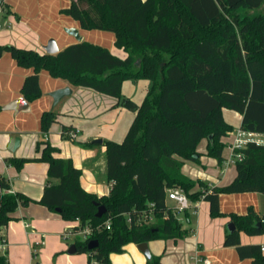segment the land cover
Segmentation results:
<instances>
[{"label": "trees", "instance_id": "1", "mask_svg": "<svg viewBox=\"0 0 264 264\" xmlns=\"http://www.w3.org/2000/svg\"><path fill=\"white\" fill-rule=\"evenodd\" d=\"M242 9L262 11L248 15ZM62 12L86 30L113 31L115 46L127 56L83 39L55 54L0 44V57L9 53L20 66L34 70L24 80V98L32 101L41 95L40 71L46 70L74 86L117 97L136 114L122 141H105L112 185L109 194L98 195L82 187V170L59 156V148L45 138L59 120L54 109L43 111L40 156L7 161L17 170L27 162H46L48 183L35 200L9 191L10 183L0 176V229L15 218L19 206L33 202L82 227L110 219V229L77 239L76 247L90 260L112 264L109 255L123 252L128 243L191 234L167 203L169 188L181 187L191 203L207 201L211 217L225 215L221 194L264 193L263 144L249 143L241 150L244 158L235 164L236 176L225 185L209 187L183 171L185 163L201 162L202 140L207 141L206 155L223 165L227 144L222 138L235 130L224 118L225 108L242 116L241 128L264 133V0H71ZM144 78L152 84L141 104L122 94L125 81ZM99 205L108 209L100 218ZM228 215L236 230L226 231L225 246H234L241 259L264 264L260 245L242 244L239 236L240 231L264 233V215L252 207L244 215ZM148 216L152 220L145 222ZM90 239L99 241L97 248H88ZM0 264H8L5 255H0ZM148 264H162L161 257L152 255Z\"/></svg>", "mask_w": 264, "mask_h": 264}, {"label": "crops", "instance_id": "2", "mask_svg": "<svg viewBox=\"0 0 264 264\" xmlns=\"http://www.w3.org/2000/svg\"><path fill=\"white\" fill-rule=\"evenodd\" d=\"M70 4L71 0H4L0 8V44L33 49L43 54L46 53L44 46L47 41L54 38L58 48L63 50L67 45L78 42L65 30L75 28L82 39L108 47L121 58L127 56L124 49L113 46V31L110 34L98 29L86 30L81 27L80 21L61 13ZM33 71V68L20 66L9 53L0 57V176L10 183L9 191L22 192L35 200L41 198L48 183V164L31 161L17 170L7 160L40 156L37 144L44 138L40 117L43 111L52 108L58 112L59 121L50 126L45 138L59 148V156L70 158L82 170V187L98 195L109 194L111 182L107 175L105 141H121L136 113L122 107L117 97L88 87L74 86L68 80L51 76L46 70L40 71L42 93L38 98L27 100L28 106L16 114L12 110H3L4 105L24 97V80ZM151 84V80L145 78L128 79L122 85V94L141 104ZM64 87H70L72 92L53 107L54 99L50 92ZM228 109L223 111L225 120L235 129L241 127L242 116L233 110L229 112V116L238 118L235 124L225 116ZM65 125L67 129L63 128ZM70 130H78L75 138H70ZM232 132L222 138L227 144L222 166L216 158L206 155L207 141L202 140L198 147L202 153L201 162L185 163L184 173L194 179L201 178L210 187L225 185L233 180L237 173L235 164L225 166L231 153ZM12 136L20 138L15 151L8 148ZM98 138L102 139L101 143L93 142ZM219 200L224 216L211 217L210 205L205 200L192 203L190 209L182 211L190 225L186 227L183 222L184 227L190 228L191 234L178 240L148 241L151 255L160 256L162 264H196L197 257L199 263L201 259L208 258L211 264H253L251 258L241 259L234 246H225L227 226L231 222L228 214L244 215L252 207L258 215H264V193L221 194ZM13 216L15 218L0 229V239L4 238L7 243L3 255L8 264H89L87 252H69L70 246L82 238L72 234L64 236L65 232L79 225L78 221H65L58 212L36 202L26 207L19 206ZM239 236L242 244H258L264 252V233L251 235L240 231ZM109 256L112 264H148L147 255L135 242L126 244L123 252Z\"/></svg>", "mask_w": 264, "mask_h": 264}, {"label": "built area", "instance_id": "3", "mask_svg": "<svg viewBox=\"0 0 264 264\" xmlns=\"http://www.w3.org/2000/svg\"><path fill=\"white\" fill-rule=\"evenodd\" d=\"M4 2V0H0V8L2 6V3ZM78 133V130H71L69 132V136L70 138H75L76 135ZM233 141L231 142L230 146H231V153H230V157L227 158L226 164L227 165H231V164H236L237 161H242L244 156L241 152V150H243V148L249 144V143H255L257 145L259 144H263L264 145V133L261 132H253V131H247L241 127L236 128L233 132ZM112 185V183H111ZM210 187V186H209ZM169 200L174 201V207L173 210L174 212L177 213V215L180 214V212L188 210L192 207V203L187 195V193L185 192V190H183L181 187L179 188H169L168 189V198ZM145 222H148V220H152L151 216L145 217ZM79 225L72 227L70 230H68V232L64 233L65 237H68L70 234L72 235H78L82 238V240L84 239H88L91 238L92 235L96 232V231H100L102 230L104 227L107 229L111 228V221L110 219H107L102 225H98L96 227H93L89 224L85 225L84 227H82L80 225V223H78ZM7 249V243L6 240L4 238L0 239V255H3V253L6 252ZM263 249V248H262ZM202 262L199 263L198 261H200V259L197 257L196 258V264H211L210 260L208 258L205 259H201ZM89 264H99L98 260L95 257H92Z\"/></svg>", "mask_w": 264, "mask_h": 264}, {"label": "water", "instance_id": "4", "mask_svg": "<svg viewBox=\"0 0 264 264\" xmlns=\"http://www.w3.org/2000/svg\"><path fill=\"white\" fill-rule=\"evenodd\" d=\"M66 32H68L69 34L75 36L77 38V40H81L82 37L80 35V32L75 29V28H66L65 29ZM46 53H51V54H55L58 53L60 51V48H58L56 40L54 38L49 39V41L47 42V45L44 46ZM72 92L70 87H64L62 89H57L54 90L52 92H50V96L53 97V107L55 105H57L62 99H64V97L66 95H69ZM28 106V102L24 97H20L14 101H12L11 103L4 105L2 107L3 110H12L14 111V113H18L19 111L25 109ZM93 142L95 143H101L102 139L98 138L97 140H94ZM20 143V138L18 136H12L10 138V142L8 144V148L11 151H15L16 148L18 147ZM98 211L96 213V217L100 218L101 216H103L106 212H107V208L104 205H99L98 206ZM258 226H261L260 223H257ZM227 230L228 232L230 231H235L236 230V225L234 222H229L228 226H227ZM99 245V241L96 239H90L89 243H88V248L89 249H95L97 248V246ZM138 248L145 254L147 255L148 259L152 257L151 253H150V249L148 247V242H144V243H139L138 244ZM77 250L76 244H72L69 248V252H75Z\"/></svg>", "mask_w": 264, "mask_h": 264}, {"label": "rangeland", "instance_id": "5", "mask_svg": "<svg viewBox=\"0 0 264 264\" xmlns=\"http://www.w3.org/2000/svg\"><path fill=\"white\" fill-rule=\"evenodd\" d=\"M241 11V14H248V15H253V14H255L256 12H258V11H262L261 9H259V10H255V11H248V10H244V9H242V10H240ZM105 32H107V33H112V32H109V31H105ZM80 35H81V33H80ZM81 37H82V35H81ZM76 38V37H75ZM76 40H77V38H76ZM83 40H85V39H83ZM88 40V39H87ZM49 41V40H48ZM47 41V42H48ZM47 45V44H46ZM111 45V44H110ZM112 46V45H111ZM110 46V47H111ZM113 46L114 47H116V49H118L117 48V46H115L114 44H113ZM232 110H229L228 109V111L226 110V117L228 118V119H230V121H232V122H234L235 124H237L238 123V118L237 117H232V116H229V112H231ZM121 141H122V139H120ZM233 167V166H232ZM167 201H168V204H171V205H174V201H172V200H169V199H167ZM184 212V211H183ZM183 212H181L180 213V217H179V219L181 218L182 219V222H184V224H185V226L186 227H189L190 225H189V223L188 222H186V220H185V218H184V216H185V214L183 213ZM190 212H192V210H190ZM72 238H70V240H71Z\"/></svg>", "mask_w": 264, "mask_h": 264}]
</instances>
